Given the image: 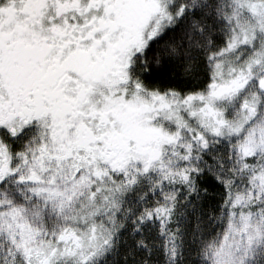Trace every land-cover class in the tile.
I'll use <instances>...</instances> for the list:
<instances>
[{
    "label": "snow or ice",
    "instance_id": "6c2138e0",
    "mask_svg": "<svg viewBox=\"0 0 264 264\" xmlns=\"http://www.w3.org/2000/svg\"><path fill=\"white\" fill-rule=\"evenodd\" d=\"M0 264H264V0H0Z\"/></svg>",
    "mask_w": 264,
    "mask_h": 264
}]
</instances>
